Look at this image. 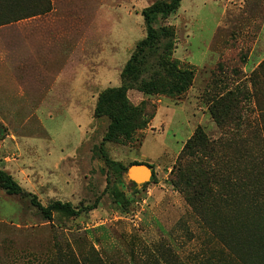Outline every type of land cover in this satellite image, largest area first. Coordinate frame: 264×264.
Instances as JSON below:
<instances>
[{
  "label": "rangeland",
  "instance_id": "374dc122",
  "mask_svg": "<svg viewBox=\"0 0 264 264\" xmlns=\"http://www.w3.org/2000/svg\"><path fill=\"white\" fill-rule=\"evenodd\" d=\"M30 1L50 3L52 10L38 16L52 15L58 21L49 26L45 44L36 45V55L26 58L27 80L35 85V93L3 100L8 105L3 106L7 113L0 112V124L6 128L0 170L43 205L70 202L82 212L76 217L54 212L48 221L30 197L0 189V264H239L237 253L222 238L233 243L235 233L255 229L251 225L264 227V208L258 210L251 197L240 200L230 185L239 176L248 188L264 184V69L259 73L264 64V0H183L163 22L175 33L172 59L194 71L193 85L176 98L130 90L133 104L149 111L154 106L157 114L130 142L105 146L110 158L124 166L140 162L153 167L155 182L138 193L93 157L89 139L102 124L94 119L98 94L122 85V68L146 37L142 11L155 0H19L18 10L5 8L13 2L8 0L2 3L0 19L38 12L24 9ZM8 25L0 26H5L3 39L14 32ZM60 30L67 31L64 39ZM2 52H7L6 45ZM68 55L73 58L69 64ZM10 61L0 58L2 65ZM72 64L79 66L88 96L79 104L50 97L45 103L42 94L56 86L55 76L61 70L67 73ZM59 89L64 90L60 83L54 90ZM225 100L230 108L219 107ZM214 106L222 128L210 113ZM199 127L209 139L220 140L223 150L212 159L201 153L178 161ZM197 157L207 161L199 172ZM179 164L190 167L194 182L206 169L219 168V198L213 200L219 219H212L216 235L173 184L171 172ZM114 184L131 200L126 213L112 202Z\"/></svg>",
  "mask_w": 264,
  "mask_h": 264
},
{
  "label": "trees",
  "instance_id": "16d2710c",
  "mask_svg": "<svg viewBox=\"0 0 264 264\" xmlns=\"http://www.w3.org/2000/svg\"><path fill=\"white\" fill-rule=\"evenodd\" d=\"M7 1L0 0V8L2 3ZM11 1L13 2L6 4L5 8L10 7L18 10L19 0ZM182 1L155 0L151 5L143 9L142 16L146 37L136 45L129 60L122 68L120 73L122 85L106 88L97 97L94 119L102 124L89 139V143L92 146V155L95 159L102 161L111 174L121 179L122 184L132 188L134 193H138L140 188H145L155 182L154 171L151 181L142 186L127 181L125 174L128 168L133 164L145 163L133 162L129 166H124L110 158L105 146L110 142H130L134 134L139 130L146 129L157 114V109L154 106H151L152 109L149 111L148 108H139L133 104L128 96L130 90L136 89L146 96L176 98L184 95L193 85L194 71L180 68L178 61L172 59V53L175 49V33L163 23L179 9ZM43 3V1L37 4L30 1L28 5L24 3L25 10L28 7L29 10L38 12L6 21L0 19V26L42 15L44 12H50L52 6L49 1V5L46 3L43 6ZM263 69L264 64L259 67L260 74H263ZM219 107L227 109L231 107V104L225 100ZM218 112L216 106L210 108L213 119L222 128L224 122L220 119ZM261 127L264 129L263 126ZM5 132L6 128L0 124V142L4 139ZM100 133H102V138L99 141ZM223 146L224 144L220 140L215 142L209 139L203 129L199 127L186 142L178 157V161H181L186 156H195L201 153L212 159L216 153L223 150ZM196 159H198L199 168L196 167L195 171L199 172L200 167L205 165L207 161L205 160L206 162H204L199 157ZM236 164L240 165L237 162ZM227 165L228 163L225 166ZM149 166L152 167L151 165ZM189 168L188 165L184 164L174 167L171 172V175L174 176L173 184L182 190L187 203L197 213H200V218L206 223L209 231L216 235V222L212 219H219V208L218 206H213V200L216 197L219 198V185L215 182L219 176V168L216 169L213 166L208 170L206 169V172L199 174L196 182L188 174ZM221 168L223 169L224 167ZM236 170H238V166H236ZM221 179L222 176H219V180ZM230 185L232 187L235 186L233 189L240 200L245 197H251L258 210H260V207L264 208V184L259 189L248 188V184L239 176L235 184ZM214 186L217 188H214ZM221 188H224V186L221 185ZM0 189L10 196L30 197L31 204L37 208L41 217L48 221L52 219L54 212H60L69 217L79 216L82 212L81 209L70 202L52 201L46 206L43 205L35 195L26 192L13 176L4 170H0ZM110 194L116 209L126 213L131 205V200L126 192L114 184ZM240 219L243 220L244 218ZM243 226L245 227V225ZM250 227H255V229L241 230L235 233L236 239L233 243L230 241L226 242L222 238L223 243L227 248L229 247L237 253L239 264H264V227L261 228L262 230L254 225Z\"/></svg>",
  "mask_w": 264,
  "mask_h": 264
},
{
  "label": "crops",
  "instance_id": "0c3cea01",
  "mask_svg": "<svg viewBox=\"0 0 264 264\" xmlns=\"http://www.w3.org/2000/svg\"><path fill=\"white\" fill-rule=\"evenodd\" d=\"M57 21V17L49 15L31 17L9 24L8 28L12 29L14 32L8 33L6 39H3L2 36L5 26L0 27V58L7 56L11 59L8 64H0V74H9L7 76L0 75V112L7 113L3 109L4 105H8L3 101L4 99L6 101L12 97L30 98V96L35 93V85L30 82L31 80H27L28 73L26 68L29 60L26 58L33 57V54L36 55V45H41V41L42 45L45 44V37H47L50 28L49 26L51 24H55ZM15 27L21 28L17 30ZM60 32L61 35L59 37L64 39L67 36V31L63 30L62 32L60 30ZM5 45L7 52L3 53L2 51ZM20 58H23V65H21V63L19 65L16 64L20 62ZM69 58L70 55H68V64L71 61L73 62V58L72 60H69ZM21 70H23V74L18 76L17 71ZM42 70L47 77L48 73L46 69L42 68ZM80 74L79 66L74 68L73 64L70 68L67 67V73L66 69L58 72L55 76V85L57 86L60 83L64 86V90H54L56 86L52 87V89L47 90L44 94H42L43 101L47 103V99L50 97L54 99L56 98L58 102L62 104H79L81 99L88 96V93L84 91L85 88L81 87L82 84Z\"/></svg>",
  "mask_w": 264,
  "mask_h": 264
},
{
  "label": "water",
  "instance_id": "95a60500",
  "mask_svg": "<svg viewBox=\"0 0 264 264\" xmlns=\"http://www.w3.org/2000/svg\"><path fill=\"white\" fill-rule=\"evenodd\" d=\"M152 176L153 169L148 164H133L128 168L125 174V178L127 181L134 182L138 185H143L150 182ZM144 178L147 181H144L142 184H140L139 180H143Z\"/></svg>",
  "mask_w": 264,
  "mask_h": 264
},
{
  "label": "bare ground",
  "instance_id": "6f19581e",
  "mask_svg": "<svg viewBox=\"0 0 264 264\" xmlns=\"http://www.w3.org/2000/svg\"><path fill=\"white\" fill-rule=\"evenodd\" d=\"M142 171H144V170H142Z\"/></svg>",
  "mask_w": 264,
  "mask_h": 264
}]
</instances>
